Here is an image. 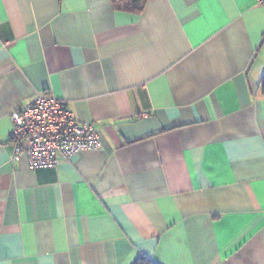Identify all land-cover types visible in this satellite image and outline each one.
Listing matches in <instances>:
<instances>
[{"label": "crops", "instance_id": "0c3cea01", "mask_svg": "<svg viewBox=\"0 0 264 264\" xmlns=\"http://www.w3.org/2000/svg\"><path fill=\"white\" fill-rule=\"evenodd\" d=\"M102 141L14 159L15 109ZM264 264V5L0 0V264Z\"/></svg>", "mask_w": 264, "mask_h": 264}, {"label": "built area", "instance_id": "2783aa9c", "mask_svg": "<svg viewBox=\"0 0 264 264\" xmlns=\"http://www.w3.org/2000/svg\"><path fill=\"white\" fill-rule=\"evenodd\" d=\"M264 5V0H258ZM14 159L26 155L32 168L55 165L83 149H98L102 141L92 121L78 119L67 101L39 94L11 114Z\"/></svg>", "mask_w": 264, "mask_h": 264}, {"label": "trees", "instance_id": "16d2710c", "mask_svg": "<svg viewBox=\"0 0 264 264\" xmlns=\"http://www.w3.org/2000/svg\"><path fill=\"white\" fill-rule=\"evenodd\" d=\"M147 0H114L115 4L120 8H126L130 10L142 9ZM134 264H157L151 260L147 255H140Z\"/></svg>", "mask_w": 264, "mask_h": 264}]
</instances>
